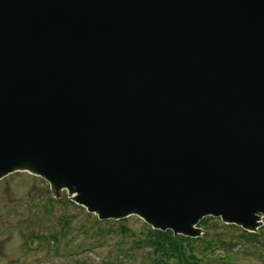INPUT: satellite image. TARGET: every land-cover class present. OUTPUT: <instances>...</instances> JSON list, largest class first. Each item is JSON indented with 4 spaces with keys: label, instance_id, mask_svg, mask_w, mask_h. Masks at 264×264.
Segmentation results:
<instances>
[{
    "label": "water",
    "instance_id": "obj_1",
    "mask_svg": "<svg viewBox=\"0 0 264 264\" xmlns=\"http://www.w3.org/2000/svg\"><path fill=\"white\" fill-rule=\"evenodd\" d=\"M196 238L264 217V0H0V180Z\"/></svg>",
    "mask_w": 264,
    "mask_h": 264
},
{
    "label": "rangeland",
    "instance_id": "obj_2",
    "mask_svg": "<svg viewBox=\"0 0 264 264\" xmlns=\"http://www.w3.org/2000/svg\"><path fill=\"white\" fill-rule=\"evenodd\" d=\"M48 196L51 198L49 184L27 172L12 173L0 180V264H11L9 258L14 260V264L151 262V254L146 246L135 247L134 240L142 238L146 231L143 220L131 215L124 219L127 230H120L119 223L98 221L94 214L69 202L65 191L60 192L59 199H48ZM217 225L218 228L208 231L201 227L205 234H220L225 239L229 234H238L240 231V228L222 224L219 219ZM9 226L13 229L11 234ZM28 232L38 237L28 236ZM50 233L55 234L56 241L51 239ZM236 243L240 246L235 244L230 250L222 246L215 248L209 256L216 262L204 264L263 263L252 252L253 248L246 249L251 246L248 242L237 238ZM255 244L264 248V239ZM122 250L127 255L119 261L117 253ZM227 253L232 254V258H227ZM219 255L224 259H217Z\"/></svg>",
    "mask_w": 264,
    "mask_h": 264
},
{
    "label": "trees",
    "instance_id": "obj_3",
    "mask_svg": "<svg viewBox=\"0 0 264 264\" xmlns=\"http://www.w3.org/2000/svg\"><path fill=\"white\" fill-rule=\"evenodd\" d=\"M200 224L206 231L218 228L217 221L211 217L203 219ZM263 232L264 227L258 233H247L240 230L238 234H229L227 239L220 234H206L203 237L192 239L179 235L173 236L171 231H153L147 227L140 243L147 247V251H150V264H203L209 261L216 262L209 254H213L215 248L219 246L224 249L228 247L230 250L236 244L237 238L249 242L251 246L261 243L260 241L264 239ZM262 249L255 250L261 252V257L264 255ZM228 255L227 253V257ZM216 258L224 259L220 255Z\"/></svg>",
    "mask_w": 264,
    "mask_h": 264
},
{
    "label": "bare ground",
    "instance_id": "obj_4",
    "mask_svg": "<svg viewBox=\"0 0 264 264\" xmlns=\"http://www.w3.org/2000/svg\"><path fill=\"white\" fill-rule=\"evenodd\" d=\"M134 215H136V214H134Z\"/></svg>",
    "mask_w": 264,
    "mask_h": 264
}]
</instances>
